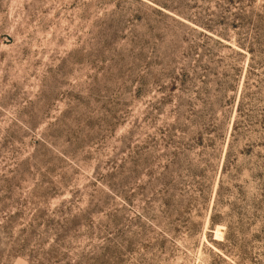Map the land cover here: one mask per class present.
Returning <instances> with one entry per match:
<instances>
[{
    "label": "rangeland",
    "instance_id": "374dc122",
    "mask_svg": "<svg viewBox=\"0 0 264 264\" xmlns=\"http://www.w3.org/2000/svg\"><path fill=\"white\" fill-rule=\"evenodd\" d=\"M0 264H264V0H0Z\"/></svg>",
    "mask_w": 264,
    "mask_h": 264
}]
</instances>
